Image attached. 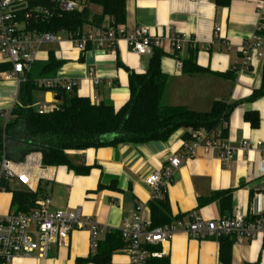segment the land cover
Listing matches in <instances>:
<instances>
[{
	"label": "crops",
	"instance_id": "1",
	"mask_svg": "<svg viewBox=\"0 0 264 264\" xmlns=\"http://www.w3.org/2000/svg\"><path fill=\"white\" fill-rule=\"evenodd\" d=\"M29 2L23 0L15 8H26ZM89 4L85 9L102 13L100 6ZM261 15L264 17V0H126V28L149 27L153 34L185 35L197 42L195 61L203 69L199 73L182 71L181 63L189 58L190 48L186 47L178 57L167 44L159 50L164 54L161 69L169 77L166 105L205 113L215 102L237 104L228 120L227 141L237 150L232 161L225 167L216 156L203 151L185 160L165 190L171 219L187 221L193 213L205 220L236 213L248 216L258 197L264 205V172L260 164V152L264 153V97L247 101L262 87L264 61L242 71L239 51L255 33ZM56 35L61 42L41 44L32 68L53 56L62 64L52 78L46 79L76 80L74 92L93 104L111 103L120 110L130 99L129 74H146L149 70L152 57L132 53L123 42L114 52L94 49L80 53L66 42L67 31ZM6 63L0 54V64ZM3 73L0 72L1 113L14 107L19 93L17 82L5 81ZM38 79L41 77L36 72L35 81ZM57 95L58 91L39 89L33 94L34 106L45 105L51 111L58 104ZM249 114L258 115L257 127L246 119ZM184 134L185 130L180 129L166 142L68 151L69 161L89 167V173L81 175L64 166L36 165L31 170L35 190L40 188L42 197L51 199L52 211L80 209L112 231L119 229L123 219L131 217L140 204L145 205L143 217L151 221L149 203L153 192L146 179L181 151ZM243 141L252 145L262 142V147L260 151L243 149ZM12 186L11 189L20 188ZM220 192H231L224 213L219 200L206 203ZM12 200L11 192L0 193V215L13 211ZM152 250L164 254L162 260L152 264H264V238L232 240L229 258H221L218 240H196L183 231ZM90 253L88 230H77L64 245H53L47 258L27 257L11 264H77L78 259ZM111 264H129V258L122 252L113 256Z\"/></svg>",
	"mask_w": 264,
	"mask_h": 264
},
{
	"label": "built area",
	"instance_id": "2",
	"mask_svg": "<svg viewBox=\"0 0 264 264\" xmlns=\"http://www.w3.org/2000/svg\"><path fill=\"white\" fill-rule=\"evenodd\" d=\"M22 1L0 0V54L11 65V69L3 73L2 77L5 81H16L18 86L27 80L36 60L37 48L43 43L61 42L56 34L32 29L34 24L44 17L53 18L56 12L73 13L85 9L81 0H51L54 4L52 10L44 6L33 9H28V6L23 9L15 8ZM263 20L261 15L255 33L239 49L242 54V71L250 70L255 63H262L264 60V37L260 34L264 29ZM88 27L76 33L67 32L66 42L80 53L94 49L114 52L118 43L123 42L132 53L149 57L167 44L178 57L186 47L194 49L198 46L196 41L185 35L153 34L149 27L128 29L124 25H114L107 17L98 25ZM35 84L48 91L62 89L67 93L77 88L76 80L41 78ZM97 84L98 81L94 80V85ZM35 108L41 115L50 111L45 105ZM11 118L12 109L0 112V123L4 126ZM241 146L243 149L260 151L262 142L252 145L243 141ZM199 151L216 156L223 166L228 167L237 150L227 139L222 138L221 132L209 134L203 129L192 132L190 140L183 138L181 151L170 157L161 170L146 179V184L153 192L152 200L165 196L166 188L173 182L182 163L196 157ZM260 153L261 169L264 172V153ZM41 164L42 156L39 153L28 155L23 162L3 158L0 162V193L8 191L14 184L35 192L31 170ZM51 205V199L43 198L37 200L35 207L28 213L11 211L0 215V264H11L18 259L33 256L47 258L53 245H64L74 231L85 229L90 235L91 253H95L101 236L112 231L101 226L92 217L85 216L80 209L52 211ZM144 209L145 205H138L132 216L123 219L121 227L116 230L126 243L124 252L129 258V264H152L153 261L162 260L163 252L152 248L169 243L180 231L196 240L226 237L242 242L264 238V205L259 197L248 216L236 213L228 218L205 220L193 213L187 221L174 219L169 224L158 227H152L151 221L143 217Z\"/></svg>",
	"mask_w": 264,
	"mask_h": 264
},
{
	"label": "trees",
	"instance_id": "3",
	"mask_svg": "<svg viewBox=\"0 0 264 264\" xmlns=\"http://www.w3.org/2000/svg\"><path fill=\"white\" fill-rule=\"evenodd\" d=\"M88 1L100 6L102 13L93 14L88 8L82 12H56L53 18H41L32 29L53 34L62 30L76 33L85 25H98L106 16L111 17L114 25H124L126 0ZM39 6L50 10L54 8L51 0H30L28 9ZM260 34L264 37V29ZM196 50L191 49L189 58L183 60V73L203 71L195 61ZM163 56L162 52L156 50L146 74H129L130 99L118 111L111 103L93 104L90 99L79 97L74 91L67 93L59 89L61 103L53 110L39 114L33 103V94L39 89H46L36 86L35 73L38 72L41 78H52L62 62L51 56L46 63L34 65L33 70L31 69L33 72L19 86L17 103L12 108L10 122L6 126L0 123V162L3 158L23 162L28 155L39 153L45 167L64 166L78 174L87 175L90 168L73 165L67 156L68 151L117 147L124 143L166 142L180 129L185 130V140L191 139L192 132L202 129L209 134L221 132L222 138L227 139L228 120L237 104L215 102L211 111L205 113L166 105L164 98L169 77L161 69ZM10 69L9 63L0 64V72ZM261 97H264V65L262 87L247 101ZM246 119L251 126H258V115L249 114ZM7 190L13 194L12 208L18 213L30 212L35 207V202L43 198L40 188L36 192L23 187ZM230 195L231 192L215 193L206 203L219 200L224 213L230 202ZM149 208L152 227L166 225L174 220L168 215L169 203L166 195L152 200ZM217 240L220 243L221 258H229L232 240L226 237ZM125 248L126 243L121 234L116 230L111 231L100 240L95 253H90L85 259H78L77 264H111L113 256L124 252Z\"/></svg>",
	"mask_w": 264,
	"mask_h": 264
},
{
	"label": "rangeland",
	"instance_id": "4",
	"mask_svg": "<svg viewBox=\"0 0 264 264\" xmlns=\"http://www.w3.org/2000/svg\"><path fill=\"white\" fill-rule=\"evenodd\" d=\"M81 2L83 3V5L85 6V8L87 7V5L89 4V1L88 0H81ZM90 5V4H89ZM107 18H110V16H106Z\"/></svg>",
	"mask_w": 264,
	"mask_h": 264
},
{
	"label": "water",
	"instance_id": "5",
	"mask_svg": "<svg viewBox=\"0 0 264 264\" xmlns=\"http://www.w3.org/2000/svg\"><path fill=\"white\" fill-rule=\"evenodd\" d=\"M61 101H62V97L60 96V95H57V96H55V102L56 103H61Z\"/></svg>",
	"mask_w": 264,
	"mask_h": 264
}]
</instances>
